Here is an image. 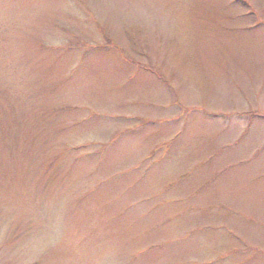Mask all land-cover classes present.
Listing matches in <instances>:
<instances>
[{"label": "rangeland", "instance_id": "obj_1", "mask_svg": "<svg viewBox=\"0 0 264 264\" xmlns=\"http://www.w3.org/2000/svg\"><path fill=\"white\" fill-rule=\"evenodd\" d=\"M0 264H264V0H0Z\"/></svg>", "mask_w": 264, "mask_h": 264}]
</instances>
